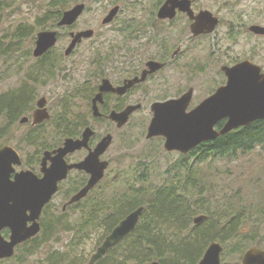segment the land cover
Masks as SVG:
<instances>
[{
  "label": "rangeland",
  "instance_id": "374dc122",
  "mask_svg": "<svg viewBox=\"0 0 264 264\" xmlns=\"http://www.w3.org/2000/svg\"><path fill=\"white\" fill-rule=\"evenodd\" d=\"M100 1L66 0L63 11L76 4H84L86 10L79 17L76 28L85 30L93 26L97 27L96 19L101 12L106 11L110 1L120 4L125 11L131 13L129 17L141 19L142 23L154 2L152 0H109L106 4ZM48 2L49 0H0V100L23 91L29 93L30 106L33 110L36 102L40 98H45L50 117L49 122L41 125L36 131L41 136V141L35 145L23 143L30 132V122L19 123L22 117H29V111L25 112L24 116H20L14 124H9L5 118L1 119L0 148L6 145L14 147L23 161L21 168L23 170H30L29 165L40 158L44 150L54 149L61 140L63 141L62 124L66 126V129L70 128V125L76 129L77 120L87 123L91 120V115L86 110L87 96L74 94L76 86L88 79L87 44L91 42L85 41L82 45L78 44V47L65 56L64 50L70 43L67 31H61L54 22H42L40 23L42 26H37V21L48 8ZM205 5L213 9H221V16L227 23L231 16L235 18L234 27L237 26L238 29L235 39L225 37L226 29L221 27V32L217 35L218 39L213 38L215 41L208 39L197 51L187 52L182 63L187 65L186 71L179 75L173 74L171 80L158 84L157 92L143 100L144 109L132 115L122 128H116L104 122H95L96 126L94 125L93 129L98 135L107 132L113 138L107 154L111 167L104 180L81 202L79 207L63 212L61 206L66 199L67 201L69 199L68 193L65 192L68 185L66 186L65 183L64 188L42 211L39 219L41 231L35 237L33 245L16 246L18 248H15V255L25 257L27 253L28 258L24 260L29 264H45V262L49 264V261H53L51 253L62 259L58 264H87L97 248L101 246L104 236L111 232L107 227L110 219L118 216L117 205L112 209L113 206H108L109 204L102 202L103 204L100 205L95 202L100 199L108 200L113 189L121 192L124 185L134 183L138 187L139 179L145 180L144 186L156 189L164 186L169 178L168 168L181 157L180 154L166 152L162 141H151L146 138L151 118L149 105L166 97L177 96L189 86L195 91L194 103L199 102L211 91L225 84L224 75L219 73L220 66L250 60L264 72V37H254L247 32L251 24L264 27V0L215 4L205 2ZM17 29H26L28 33L22 40L13 41L12 35ZM40 31H56L61 34V37L55 47L44 58L37 61L32 56V51L35 47L36 34ZM146 33L145 36L150 35L148 30ZM145 41L143 39V42ZM44 67L48 68L50 73L42 69ZM6 125H8L7 128ZM30 136L33 137V134ZM193 169L196 171L193 175L196 178L194 183L203 185L202 192L205 195L202 206L198 208L193 218L211 216L208 219L209 222L212 218L221 216L223 222H229L228 217L241 211L246 217L242 227L244 233L258 232L255 239L262 243L259 247L248 244L239 252L238 247L234 249L239 242L237 238L226 242L213 241L222 247L221 263L239 262L243 253L250 247L264 249V149L257 147L251 152H237L232 158H207L196 164ZM31 171L37 173L35 169ZM195 199L196 197L187 202L192 205ZM145 207L147 208V205ZM146 208L138 225V235L142 233L141 224L147 220ZM192 220L188 230H179L175 227V231L171 230L166 234L174 238L179 235L180 239L189 237L194 226ZM134 240V237L130 238L127 242L125 241L126 243H121L108 252L99 261L100 264H119L122 261L123 264H136L126 259L128 245ZM209 245L210 243L203 252Z\"/></svg>",
  "mask_w": 264,
  "mask_h": 264
},
{
  "label": "flooded vegetation",
  "instance_id": "af4514ba",
  "mask_svg": "<svg viewBox=\"0 0 264 264\" xmlns=\"http://www.w3.org/2000/svg\"><path fill=\"white\" fill-rule=\"evenodd\" d=\"M102 1L106 4L109 3V0H101L100 2ZM152 1H154L152 8L149 12L147 11L148 13L143 23L141 19L129 17L131 13L125 11L120 4L110 1V5H107L106 11L101 12L97 17V27L93 26L91 29L85 30L77 29L76 27L79 23L78 18L72 26L59 28L61 29V31H67L70 41L71 34L73 33L76 34L78 32L86 30L92 31V35L90 38L83 39L81 41V45L85 41L91 42L87 44L88 54L86 64L88 79L86 80V82L79 83L74 91V94L78 93L79 95L87 96L86 110L87 113L91 115V120L89 123L84 122L83 120H77L75 123L76 129L71 125L70 128L66 129V126L62 124L61 135L64 137L63 141L61 140V142L58 143L54 149L44 150L42 152V156H40V158L29 165L30 170L21 169L23 165V161L21 159V165L15 166V172L31 171L35 169L37 173H35L34 171L31 172L34 173L37 178L41 179L44 175L42 170L49 171L53 167H56L61 171L65 165H79L85 162L90 156L92 160H96V162H93L88 166V170L78 168H72L68 170L66 178L57 183V192L53 195V197L58 194L62 188H64L63 186L65 185V183L66 186L68 185L65 188V192L68 193L69 199L68 201L66 199V202L61 206L63 212L69 209L74 210L79 207L81 202L84 201L94 190L99 187L100 183L104 180L105 175L111 167V161L107 158V154L108 149L110 148L113 141L112 135L107 132H103V134L98 135L97 131L93 129V126H96L95 122H104L107 123V125H113L118 128L117 124L109 119V116L111 114H122L129 108H135V110L129 114V121L132 115L142 111L144 109L143 100L147 99L148 95L157 92L158 84L168 82L169 80H171L173 74L179 75L186 71L185 67L187 65H182V63L185 55L187 56V52L197 51L200 47L205 45L203 43H205L208 39L215 41L213 38H217V35L219 34V32H221V27H225L226 29L225 37L229 36V38L233 40L235 39V35H238L237 26L234 27L235 18L231 16V18L227 20V23L221 16V9H213L210 6L205 5V2H211L212 4L218 2L240 3L244 0ZM115 8H117L118 11L114 14L112 20L108 23H104V20L109 16L110 11ZM163 8H173V10L161 12ZM252 26L260 25L251 24L247 28V32L250 35L254 37H264V35H259L251 32L250 28ZM193 27L199 29L202 32L199 34H194L192 32ZM146 30H148V34H150L149 36H145L147 34ZM60 37L61 34H59L58 32L57 41L60 39ZM143 39L146 41L143 42ZM76 47H78V44ZM49 52L50 50L46 54H48ZM46 54L34 59L40 61L46 56ZM240 62L242 61L224 66L232 67ZM250 62L253 63L252 61ZM222 67L223 66H220L219 68L220 75L221 73L223 74ZM217 89H215L213 92L211 91L207 96H205L197 103H194L193 97L195 91L190 86L180 92L177 96L166 97L161 101H154L149 105V111L151 114L150 122L153 118L152 106L156 103L179 99L184 94L191 91V101L188 108L186 109V113H188L192 111L196 106H198L203 100L211 96ZM37 102L36 107L33 110L32 108L28 110L29 117L21 118H27V121L25 123L30 122V132L23 140V143L25 145H35L36 143L40 142L41 136H39L36 131L41 125L49 122L50 120L49 119L48 121L42 123L33 124V112L37 110ZM46 102L44 108L48 112ZM95 108L97 110V114H99L98 117H94ZM92 122H94L93 125ZM222 124L223 121L217 123L214 129H219ZM7 127L8 125H6V128ZM86 129H90L92 131V135L87 140H85L84 138V132ZM31 134H33L32 138L30 136ZM107 136H111V142L108 148L105 150V152L98 156V159H95L94 152L96 148ZM67 140L79 142L83 141L84 144L80 149H76L72 152L67 153L63 157V159H55L54 157L56 155L53 154V151L62 148ZM148 140L162 141L164 147L165 139L162 136L153 137ZM215 141L206 143L204 142L198 145L196 148L190 150L185 155L177 151H173V153L180 154V156L196 161L199 160V158H195L194 156H192L195 155V151L200 149L204 144L213 143ZM11 148H13L17 152L14 147ZM46 152L50 153L51 155L48 156L45 161H43ZM102 163L107 164V167L103 173V178L95 185L94 188L89 190V192L83 199L70 204L71 198L74 195L78 194L87 185L91 177V173L89 172L90 169L93 167L98 169L99 165ZM87 165L88 164H86L85 167H87ZM51 201L49 202V204L51 203ZM128 214H126L123 219ZM141 217L142 214L140 216V221ZM130 235L131 234H129L127 238Z\"/></svg>",
  "mask_w": 264,
  "mask_h": 264
},
{
  "label": "water",
  "instance_id": "95a60500",
  "mask_svg": "<svg viewBox=\"0 0 264 264\" xmlns=\"http://www.w3.org/2000/svg\"><path fill=\"white\" fill-rule=\"evenodd\" d=\"M85 10L84 4H76L62 12L57 27H70L82 15ZM173 8H163L161 12L172 11ZM117 8L110 11L104 20L108 23L112 20ZM199 26V25H198ZM200 28V27H199ZM250 31L264 35V27L252 26ZM194 34L202 31L193 27ZM92 31L86 30L71 34V41L64 51L68 56L77 44L83 39H88ZM57 44L56 31H40L36 34L35 47L32 51L34 58L46 54ZM226 83L219 87L211 96L203 100L192 111L186 113L191 101V91L176 100L159 102L152 106L153 118L148 126L146 138L162 136L165 139L164 150L166 152L177 151L185 155L204 142H212L226 134L250 126L256 121L264 120V72L250 61H242L232 67L223 66ZM45 99H39L37 110L33 112V124L49 120V114L45 107ZM135 108H129L122 114H111L109 119L121 128L128 122L129 114ZM96 108L94 117H98ZM27 118L21 119L25 123ZM223 121L219 129H214L217 123ZM92 135L90 129L84 132L87 140ZM111 136L104 138L94 152L95 159L108 148ZM83 141L67 140L62 148L53 151L55 159L63 157L83 146ZM51 154L46 152L43 161ZM63 161V160H62ZM96 162L91 156L76 166H64L63 169L53 167L43 172L41 179L37 178L31 171L15 172V166L21 165L20 155L11 147L4 146L0 149V261L11 259L15 248L36 237L40 230L39 219L42 210L57 192V183L66 178L68 170L72 168L86 169ZM87 167H85V165ZM107 164H100L98 169L91 168V177L87 185L76 195L71 203L83 199L89 190L103 178ZM143 207L130 212L105 238L100 247L91 256L87 264H95L101 260L106 253L120 244L135 228L140 220ZM204 216L193 219L195 225L201 223ZM3 230L9 231L7 239L2 235ZM222 247L217 242H212L204 252L197 264H264V250L257 247L248 248L239 262L221 263L220 256ZM144 264H159L151 261Z\"/></svg>",
  "mask_w": 264,
  "mask_h": 264
},
{
  "label": "trees",
  "instance_id": "16d2710c",
  "mask_svg": "<svg viewBox=\"0 0 264 264\" xmlns=\"http://www.w3.org/2000/svg\"><path fill=\"white\" fill-rule=\"evenodd\" d=\"M65 2L66 0H49L48 8L41 19L37 21V26H42L40 24L42 22H54L56 24L62 15ZM27 33L28 30L26 29H17L12 35L13 41L22 40ZM42 69H46L50 73L48 68L44 67ZM30 100L29 93L23 91L12 97L0 100V121L5 118V121L9 124H14L21 115L31 109ZM257 147L264 149V120L256 121L248 127L232 131L223 137H219L213 143L204 144L195 151V155H192L195 158L198 157L199 160L194 161L181 156L179 160L170 165L167 172L169 178L165 179L164 186L158 189L144 186L145 180L139 179L137 181L140 184L138 187L134 183L124 185L125 187H123L121 192L113 189L109 194L108 200L100 199L96 201L95 204H109L108 206H113L112 209L116 205L118 206V216H114L107 224L110 231L126 214L137 207L144 208L143 215L146 208L145 205H147V220L141 224L143 227L142 233L137 234V226L131 235L122 242L135 238L134 242L128 245L126 259L132 260L136 264L151 261H157L159 264H197L206 246L216 240L226 242L237 238L239 242L234 249L236 250L238 247L237 251L239 250V252L248 244L259 247L262 243L259 242L260 240L255 239L258 232L244 233L242 227L246 217L241 211L228 217L229 222H223L221 216L212 218L208 222L211 216L209 218L207 216L199 225L194 224L191 234L185 239H180L178 234V237L175 238L166 234L168 231H175V227L179 230H188L194 214L198 212V208L203 204V198H205L202 192L203 185L194 183L196 178L193 175L196 171L193 168L196 164L201 163L203 160L205 161L207 158H232L237 152L247 153ZM185 175L188 176L186 177ZM182 196L185 198H182ZM194 197H196L195 202L193 201L192 205H190L187 201H192ZM87 220L89 221V219ZM3 235L7 237L8 231L4 230ZM34 240L35 238L19 247L33 245ZM50 255H53L51 258L53 261H49V264H58L59 260H62L53 253ZM25 258H28L27 253H25V257L17 256L14 253L11 259L2 260L0 264H29L28 261L24 260ZM119 264H123V261Z\"/></svg>",
  "mask_w": 264,
  "mask_h": 264
},
{
  "label": "bare ground",
  "instance_id": "6f19581e",
  "mask_svg": "<svg viewBox=\"0 0 264 264\" xmlns=\"http://www.w3.org/2000/svg\"><path fill=\"white\" fill-rule=\"evenodd\" d=\"M20 99H21V98H20ZM122 220H123V219H122ZM139 221H140V220H139ZM138 223H139V222H138ZM118 224H119V223H118ZM118 224H117V225H118ZM117 225H116V226H117ZM116 226H115V227H116ZM137 226H138V224L136 225V227H137ZM115 227H114V228H115ZM114 228H113V229H114ZM113 229H112V230H113ZM135 229H136V228H135ZM135 229H134V230H135ZM112 230H111V231H112ZM134 230H133V231H134ZM133 231H132V232H133ZM132 232H131V233H132ZM110 233H111V232H110ZM110 233H109V234H110ZM131 233H130V234H131ZM109 234H108V235H109ZM108 235H107V236H108ZM107 236H106V237H107ZM106 237H105V238H106ZM105 238H104V240H105ZM126 238H127V237H126ZM124 240H125V238L123 239V241H124ZM123 241H122V242H123ZM122 242H120V244H121ZM102 243H103V242H102ZM120 244H118L117 246H119ZM117 246H115V247H117ZM115 247H114V248H115ZM112 249H113V248H112ZM112 249H110V250H112ZM110 250H109V251H110ZM107 253H108V252H107ZM107 253H106V254H107ZM105 256H106V255H105ZM105 256H104V257H105ZM104 257H103V258H104ZM103 258H102V259H103ZM99 261H100V260H99ZM99 261H98V262H99ZM88 262H89V261H88ZM95 264H96V263H95ZM143 264H144V263H143Z\"/></svg>",
  "mask_w": 264,
  "mask_h": 264
}]
</instances>
